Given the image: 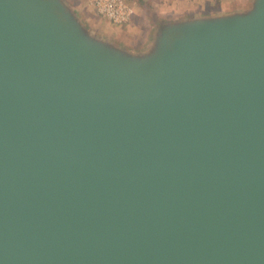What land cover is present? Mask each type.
I'll return each mask as SVG.
<instances>
[{
    "label": "water",
    "instance_id": "water-1",
    "mask_svg": "<svg viewBox=\"0 0 264 264\" xmlns=\"http://www.w3.org/2000/svg\"><path fill=\"white\" fill-rule=\"evenodd\" d=\"M0 264H264V0L140 46L0 0Z\"/></svg>",
    "mask_w": 264,
    "mask_h": 264
},
{
    "label": "crops",
    "instance_id": "crops-1",
    "mask_svg": "<svg viewBox=\"0 0 264 264\" xmlns=\"http://www.w3.org/2000/svg\"><path fill=\"white\" fill-rule=\"evenodd\" d=\"M71 1L75 6L78 4L79 8L82 5L86 7L87 4V0ZM242 1L243 0H129L135 7V16L129 26L116 27L107 20H104L114 28L116 33H119V35L124 38L126 37L125 40L127 41L125 42L137 45L145 41V23L148 22L147 17L150 10L155 12L158 16L157 21L162 22V20H173L196 13H215L219 10H225L229 6L241 5L243 4ZM152 21L150 25H147L149 28L155 24V19Z\"/></svg>",
    "mask_w": 264,
    "mask_h": 264
},
{
    "label": "rangeland",
    "instance_id": "rangeland-1",
    "mask_svg": "<svg viewBox=\"0 0 264 264\" xmlns=\"http://www.w3.org/2000/svg\"><path fill=\"white\" fill-rule=\"evenodd\" d=\"M250 2H251V0H243L242 1L243 4H241V5L231 6V7L229 6L225 10H219L217 12H231L233 10L246 9L250 6ZM78 6L79 5L77 4L76 7H78ZM78 9H79L81 15L84 16L85 21L87 23V26L90 29L97 31L101 34H104L106 36L108 35L109 37H113V38L117 39L119 42L127 44V45L140 46L142 44V43H140L137 45H132L130 43L125 42V41H127V40H125L126 37L124 38L123 36H120L119 33H116L114 28L111 27V25H109L108 23H106L104 19H101L100 17H98L94 13L92 8H90L88 6V4H86V7L84 5L80 6V8L78 7ZM157 17L158 16L155 14V12H152L151 10H150V12H148V17H147L148 22L145 23L146 26H145V32H144V35H145L144 40H146V38H148L150 31L153 27L152 26L151 28H149L147 25H150L151 22H153L152 20H154V19H155V23H156ZM157 22H159V21H157Z\"/></svg>",
    "mask_w": 264,
    "mask_h": 264
},
{
    "label": "built area",
    "instance_id": "built-area-1",
    "mask_svg": "<svg viewBox=\"0 0 264 264\" xmlns=\"http://www.w3.org/2000/svg\"><path fill=\"white\" fill-rule=\"evenodd\" d=\"M94 13L116 27L129 26L135 16V7L129 0H87Z\"/></svg>",
    "mask_w": 264,
    "mask_h": 264
}]
</instances>
